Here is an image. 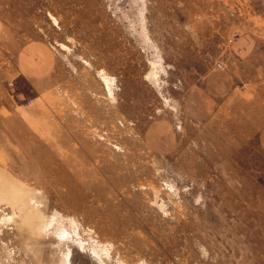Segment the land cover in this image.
Wrapping results in <instances>:
<instances>
[{
	"label": "rangeland",
	"instance_id": "374dc122",
	"mask_svg": "<svg viewBox=\"0 0 264 264\" xmlns=\"http://www.w3.org/2000/svg\"><path fill=\"white\" fill-rule=\"evenodd\" d=\"M230 62L264 86V0H0V181L31 202L0 196V264H264V107L216 97Z\"/></svg>",
	"mask_w": 264,
	"mask_h": 264
},
{
	"label": "crops",
	"instance_id": "0c3cea01",
	"mask_svg": "<svg viewBox=\"0 0 264 264\" xmlns=\"http://www.w3.org/2000/svg\"><path fill=\"white\" fill-rule=\"evenodd\" d=\"M238 62L234 66L231 62L223 72L216 71V97L224 99L234 94V96H243L245 102L258 101L260 106L264 107V86L259 85L257 77L245 74L243 66ZM223 69V68H221ZM258 140L264 149V122L258 130Z\"/></svg>",
	"mask_w": 264,
	"mask_h": 264
},
{
	"label": "bare ground",
	"instance_id": "6f19581e",
	"mask_svg": "<svg viewBox=\"0 0 264 264\" xmlns=\"http://www.w3.org/2000/svg\"><path fill=\"white\" fill-rule=\"evenodd\" d=\"M106 80H108V79H106ZM10 184H12V183H10ZM6 185H9V184L6 183ZM6 185L2 181H0V196L3 195L5 192H7V194H5V196L8 198V200H9L8 202L12 203L13 207L17 208L19 212L24 211V209H26L28 207V205H30L31 202L18 200L17 196L23 197L24 195H26L23 193V187H24L23 183H21V182L19 183V185H20L19 191H18V189H15L14 187L8 188L9 186L7 187ZM30 199L32 200V198H30ZM34 209H35V207H29L28 210L26 211V214H25V222H26V224H28V226H30L29 228H26L25 225H23V224L17 223V225H18L20 232L24 233L22 236L23 239L25 237L30 238L31 236H33L34 238L38 239L39 242H41V240H40L42 237L41 233H43V231L46 229L47 225L44 222L45 218L43 216V213L35 212ZM30 234H31V236H30ZM96 248H94V250ZM39 249L40 248L38 247L37 250L39 251ZM70 249L71 248H69L68 250H70Z\"/></svg>",
	"mask_w": 264,
	"mask_h": 264
},
{
	"label": "built area",
	"instance_id": "2783aa9c",
	"mask_svg": "<svg viewBox=\"0 0 264 264\" xmlns=\"http://www.w3.org/2000/svg\"><path fill=\"white\" fill-rule=\"evenodd\" d=\"M219 67H222V63L221 62H218V64H217Z\"/></svg>",
	"mask_w": 264,
	"mask_h": 264
}]
</instances>
